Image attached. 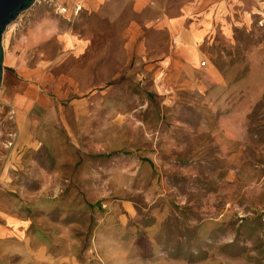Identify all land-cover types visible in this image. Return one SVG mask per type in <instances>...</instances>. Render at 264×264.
Segmentation results:
<instances>
[{
    "label": "rangeland",
    "instance_id": "rangeland-1",
    "mask_svg": "<svg viewBox=\"0 0 264 264\" xmlns=\"http://www.w3.org/2000/svg\"><path fill=\"white\" fill-rule=\"evenodd\" d=\"M80 5L3 34L0 264H264V3L157 0L133 40Z\"/></svg>",
    "mask_w": 264,
    "mask_h": 264
},
{
    "label": "crops",
    "instance_id": "crops-1",
    "mask_svg": "<svg viewBox=\"0 0 264 264\" xmlns=\"http://www.w3.org/2000/svg\"><path fill=\"white\" fill-rule=\"evenodd\" d=\"M80 2V6L84 8H88L91 10H95L97 12L104 9V7L109 8H118L120 5H125L126 7L131 9V13L134 14L135 20L130 23L129 28L126 31V34L130 40L135 39L137 36L136 32H139L143 29L144 24L140 21L139 16L146 14V13H152V11H156L157 9V0H78ZM257 2L264 3V0H257ZM153 4V5H152ZM80 7V8H81ZM260 14H264V6H261L260 8ZM106 14L114 15L119 14V11H113L108 10L105 12ZM155 26V24H153ZM168 23H162L160 25H157L158 28L160 27H166ZM205 26V25H203ZM195 32V31H194ZM68 44H71L70 38H68ZM195 39L193 40V42ZM196 42V41H195ZM193 45V43H192ZM194 46V45H193ZM185 54H182V57L186 58L189 61H196V57L193 55L195 53V49L191 46H187L185 49ZM179 58L176 56V58L171 57L170 64L172 67L176 66L179 63ZM162 66H166V62L164 64H161ZM13 219V217H11ZM14 220V219H13ZM13 220H10L9 222H12ZM42 249L37 250V253L40 255L42 253ZM44 252V251H43ZM43 254V253H42Z\"/></svg>",
    "mask_w": 264,
    "mask_h": 264
},
{
    "label": "water",
    "instance_id": "water-1",
    "mask_svg": "<svg viewBox=\"0 0 264 264\" xmlns=\"http://www.w3.org/2000/svg\"><path fill=\"white\" fill-rule=\"evenodd\" d=\"M35 0H0V85L3 76V34L7 27L13 23L18 16L30 8Z\"/></svg>",
    "mask_w": 264,
    "mask_h": 264
},
{
    "label": "bare ground",
    "instance_id": "bare-ground-1",
    "mask_svg": "<svg viewBox=\"0 0 264 264\" xmlns=\"http://www.w3.org/2000/svg\"><path fill=\"white\" fill-rule=\"evenodd\" d=\"M80 7H81V6H80ZM80 7H79V8H80ZM70 41L72 42V39H71V38H70ZM193 45H194V46H197V42L194 41V42H193Z\"/></svg>",
    "mask_w": 264,
    "mask_h": 264
},
{
    "label": "built area",
    "instance_id": "built-area-1",
    "mask_svg": "<svg viewBox=\"0 0 264 264\" xmlns=\"http://www.w3.org/2000/svg\"><path fill=\"white\" fill-rule=\"evenodd\" d=\"M204 64H205V62H204V61H202V62H201V65H204Z\"/></svg>",
    "mask_w": 264,
    "mask_h": 264
}]
</instances>
